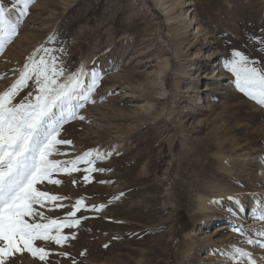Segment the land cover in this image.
I'll return each mask as SVG.
<instances>
[{
	"label": "rangeland",
	"instance_id": "rangeland-1",
	"mask_svg": "<svg viewBox=\"0 0 264 264\" xmlns=\"http://www.w3.org/2000/svg\"><path fill=\"white\" fill-rule=\"evenodd\" d=\"M262 35L264 0H34L0 52V91L35 49L63 48L56 55L65 79L83 65L100 73V83L94 102L78 112L85 119L63 126L60 138L72 144L58 145L52 158L110 154L95 163L106 171L87 183L80 171L38 184L66 197L57 202L65 208L49 211L48 202L40 210L64 218L78 198L105 207L81 209L77 217L87 219L63 229L75 234L63 246L36 241L50 250L46 262L25 251L6 264H229L223 253L232 245L264 257L231 230L236 223L251 233L264 229L249 209L264 198V106L236 90L224 67L233 49L264 66L250 41ZM29 92L32 81L15 102ZM230 195L244 212L231 214Z\"/></svg>",
	"mask_w": 264,
	"mask_h": 264
},
{
	"label": "snow or ice",
	"instance_id": "snow-or-ice-1",
	"mask_svg": "<svg viewBox=\"0 0 264 264\" xmlns=\"http://www.w3.org/2000/svg\"><path fill=\"white\" fill-rule=\"evenodd\" d=\"M33 2L11 0L10 6L0 2V52L18 35L19 26ZM55 39V35L48 37L49 42ZM250 41L264 53V35L252 36ZM64 51L63 48L41 45L26 59L11 85L0 91V264H6L10 258L25 251L46 262L50 250L37 246L36 241L63 246L70 238H75L74 233L70 237L63 229L77 228L82 219H87L77 217L81 209L100 211L105 207L102 204L86 205L83 198H78L64 218L49 217L40 210L46 208L48 202H52L49 211L65 208V204L57 202L66 197L41 191L38 184L45 181L60 184V180L53 179L55 173L80 171L85 173L83 180L87 183L91 173L106 171L95 167V163L110 155L89 149L74 159L52 158L61 154L58 145L72 144V141L60 138L63 126L73 119H85L78 112L86 102H94L92 95L100 83V73L94 69L89 71L83 65L65 79V70L56 55ZM224 67L231 74L236 90L264 106V66L257 59L233 49ZM29 81L35 84V92H29L24 100L15 102ZM81 164L85 165L83 169ZM223 199L211 203L221 204ZM227 200L233 202V208L229 209L232 215L246 210L237 196L230 195ZM251 215L264 223V198L253 207ZM231 230L239 234L244 243L264 249V229L251 233L242 223H236ZM223 254L228 257L229 264H261L264 261V257L258 260L251 251L238 245L230 246ZM58 255L69 254L60 252Z\"/></svg>",
	"mask_w": 264,
	"mask_h": 264
},
{
	"label": "bare ground",
	"instance_id": "bare-ground-1",
	"mask_svg": "<svg viewBox=\"0 0 264 264\" xmlns=\"http://www.w3.org/2000/svg\"><path fill=\"white\" fill-rule=\"evenodd\" d=\"M198 199H199V205H200V208H201V209H204L205 206H206V201H205L204 198H203L202 196H200V195H199ZM256 205H257V201L254 200V199L251 200L250 207H249V209L251 210V212H252L253 207L256 206ZM206 223H207V221H206Z\"/></svg>",
	"mask_w": 264,
	"mask_h": 264
}]
</instances>
